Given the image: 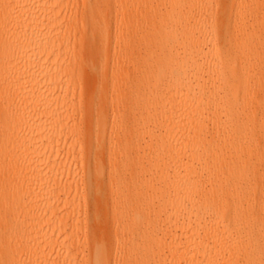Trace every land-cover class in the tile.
<instances>
[{
	"label": "bare ground",
	"instance_id": "6f19581e",
	"mask_svg": "<svg viewBox=\"0 0 264 264\" xmlns=\"http://www.w3.org/2000/svg\"><path fill=\"white\" fill-rule=\"evenodd\" d=\"M263 18L264 0H0V264H264ZM78 65L96 83L75 115Z\"/></svg>",
	"mask_w": 264,
	"mask_h": 264
},
{
	"label": "rangeland",
	"instance_id": "374dc122",
	"mask_svg": "<svg viewBox=\"0 0 264 264\" xmlns=\"http://www.w3.org/2000/svg\"><path fill=\"white\" fill-rule=\"evenodd\" d=\"M254 0H251V5H252V2ZM151 2H148L146 4V8L150 5ZM221 3H224L221 1ZM81 4L82 2H79V5H76L78 7L76 8H80L81 9ZM225 5L228 6V2L224 3ZM224 4H223V7H224ZM228 9V8H227ZM82 10V9H81ZM264 19V18H263ZM232 20V18H231ZM260 20V19H259ZM252 21V20H250ZM78 24V23H77ZM75 24L74 27H73V40L71 41V43L69 44L68 46V49H69V52H68V55L70 57V59H73V58H76L78 61L80 59V57L87 51L83 48V42L81 40L82 37L86 36V35H89L91 33V30H90V27L88 25H84L83 27L80 28L79 25ZM135 33V29L134 28H126V27H121L120 28V32L118 34V36H114L112 37V44L114 46L118 45L120 46L121 48H123V52H124V55H123V59L124 60V67L125 69H131V65L133 64V60L136 59V56H135V52L133 51V49H130L126 46V40L128 38V36L130 34H134ZM144 34H139L138 35V41H137V44L136 46H141V47H144L145 44H144V41H143V36ZM95 47H98V44L96 43L94 48ZM94 51H96L97 49H94ZM69 64H72L69 63ZM72 70L74 71V67H70L69 70ZM77 70V74H79V77H82V81H81V86L80 88H77V83L76 85H73L71 87V93L72 95L70 96L69 98V103L71 105V109H72V112L75 114V115H79L82 110H83V106H84V102H85V98H86V94H85V91H87V86L90 85V84H95V80L93 79V77L91 76H88V75H85V74H82L81 71H82V68L80 65L77 66V68L75 69ZM99 85V84H98ZM100 86V85H99ZM74 128L75 130V133L78 134V132H80V128H81V121H79L76 125H73L71 126ZM135 150V148L133 149ZM79 154H76L75 156H78ZM84 162V160L81 161V159H77L76 158H70V161L66 164V170H68V168L71 166V165H74L73 167H76V171H78L79 173V166ZM78 175V174H77ZM113 176H120L121 174L120 173H112ZM73 178H77V176H72L70 177V180L73 179ZM14 209V215L12 216H8L6 218V222L7 224H14L15 223V220L18 218L19 220H23V215L22 213H18L17 212V209L15 207H13ZM0 211H4L2 209H0ZM16 216V217H15ZM6 244V242H2L0 241V249L2 248V246H4Z\"/></svg>",
	"mask_w": 264,
	"mask_h": 264
}]
</instances>
